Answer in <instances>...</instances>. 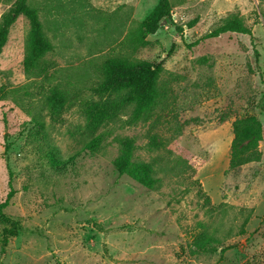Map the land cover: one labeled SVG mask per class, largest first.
Listing matches in <instances>:
<instances>
[{
	"label": "rangeland",
	"instance_id": "obj_1",
	"mask_svg": "<svg viewBox=\"0 0 264 264\" xmlns=\"http://www.w3.org/2000/svg\"><path fill=\"white\" fill-rule=\"evenodd\" d=\"M14 1L0 0V19ZM157 1L27 0L53 45L36 74L22 63L28 20L10 26L0 202L15 190L4 212L19 227L3 244L10 222L0 219V264H264V0H170L171 19L131 55L161 65L155 105L136 122L131 105L100 123L89 117L102 61L125 51L127 29ZM230 13L253 41L226 32L196 42ZM53 89L68 96L56 113L45 102ZM249 114L263 126L260 159L230 168L232 121ZM120 136L152 165L154 187L118 174ZM202 232L216 250L195 251Z\"/></svg>",
	"mask_w": 264,
	"mask_h": 264
},
{
	"label": "trees",
	"instance_id": "obj_2",
	"mask_svg": "<svg viewBox=\"0 0 264 264\" xmlns=\"http://www.w3.org/2000/svg\"><path fill=\"white\" fill-rule=\"evenodd\" d=\"M172 5L170 0H158L151 11L140 21L129 27L122 43L125 51L107 56L101 64L102 79L93 87L91 92L101 96V100L87 104L89 117L95 123L113 119L121 110L131 105V121L145 119L158 99L156 85L161 70L159 63L135 59L131 55L149 41L147 35L158 29L164 19H171ZM18 15H24L29 23V32L25 43L23 68L27 74H36L43 70V56L52 50V43L45 37L38 9L30 6L27 0H15L0 19V52L7 40L10 26ZM196 21L188 23L191 27ZM178 31L182 29L177 28ZM236 32L246 34L254 40L251 28L244 24L243 19L236 13H230L217 26L205 32L196 40L216 37L222 33ZM68 96L59 89L51 90L46 102L47 107L56 113L65 103ZM232 139L228 165L230 168L239 167L250 161L260 159L259 142L263 138L261 121L253 114L237 117L232 121ZM119 152L113 159V165L118 174H125L145 187H154L158 178L154 176V169L148 162L134 159L135 143L132 137L120 136L116 138ZM95 147V144L91 147ZM50 151V150H49ZM15 190L10 188L3 201L0 202V219L10 222V226L2 229V242L6 244L10 236L15 235L19 223L5 214ZM217 239L210 233L202 232L194 241L195 251L210 252L216 250L214 243ZM224 248L221 247V251Z\"/></svg>",
	"mask_w": 264,
	"mask_h": 264
},
{
	"label": "water",
	"instance_id": "obj_3",
	"mask_svg": "<svg viewBox=\"0 0 264 264\" xmlns=\"http://www.w3.org/2000/svg\"><path fill=\"white\" fill-rule=\"evenodd\" d=\"M165 20H166V19H165ZM165 20H162V22L165 21Z\"/></svg>",
	"mask_w": 264,
	"mask_h": 264
}]
</instances>
